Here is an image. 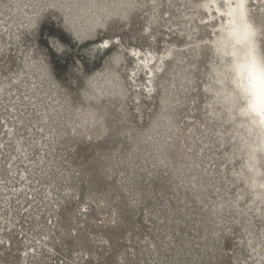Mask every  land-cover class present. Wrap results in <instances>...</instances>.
<instances>
[{
  "label": "rangeland",
  "instance_id": "1",
  "mask_svg": "<svg viewBox=\"0 0 264 264\" xmlns=\"http://www.w3.org/2000/svg\"><path fill=\"white\" fill-rule=\"evenodd\" d=\"M198 4L0 0V264H264Z\"/></svg>",
  "mask_w": 264,
  "mask_h": 264
},
{
  "label": "bare ground",
  "instance_id": "2",
  "mask_svg": "<svg viewBox=\"0 0 264 264\" xmlns=\"http://www.w3.org/2000/svg\"><path fill=\"white\" fill-rule=\"evenodd\" d=\"M253 6H256L255 9ZM196 8L202 10L203 14L195 21L193 15L186 14L187 23L196 24L194 29L205 27L209 36L202 42L191 41L196 44L190 48H208L216 59V63L210 65V81L214 86H205V90L216 98L224 111H227L229 120L236 119L234 124L244 131V134L240 133L239 136L246 142L247 147L245 165L250 171L248 184L254 190L253 197L260 199L258 201L264 205V172L260 167V163L264 162V103L256 102L254 106L257 97L253 95L251 86L254 79L257 82L260 80L259 72L254 74L253 69L264 65L260 49L264 40V0H247L246 16L241 15L239 0H199ZM253 10L256 14L252 16ZM262 11L263 18L258 19L256 16L258 21H253L255 15ZM246 24L254 30L251 34L244 35ZM192 34L189 32L187 37L193 39ZM110 46L111 43L106 41L104 47ZM181 51L177 46H173L171 51L162 56L135 50L130 53L137 57L139 68L147 70L146 74L151 78L154 76L152 68H156L160 63L157 69L161 70L164 61L176 59ZM257 93L259 94V89Z\"/></svg>",
  "mask_w": 264,
  "mask_h": 264
},
{
  "label": "clouds",
  "instance_id": "3",
  "mask_svg": "<svg viewBox=\"0 0 264 264\" xmlns=\"http://www.w3.org/2000/svg\"><path fill=\"white\" fill-rule=\"evenodd\" d=\"M254 74L259 72L260 80L257 82L255 79L252 82L253 95L257 97V101H254V106L256 102L264 103V65H260L258 69H253ZM259 89V94L257 93Z\"/></svg>",
  "mask_w": 264,
  "mask_h": 264
},
{
  "label": "snow or ice",
  "instance_id": "4",
  "mask_svg": "<svg viewBox=\"0 0 264 264\" xmlns=\"http://www.w3.org/2000/svg\"><path fill=\"white\" fill-rule=\"evenodd\" d=\"M247 0H239V7H240V11H241V15L242 16H246V12H245V5H246ZM254 30L251 28L250 25H245L244 26V35H248L251 34ZM250 107H252V105H250Z\"/></svg>",
  "mask_w": 264,
  "mask_h": 264
}]
</instances>
